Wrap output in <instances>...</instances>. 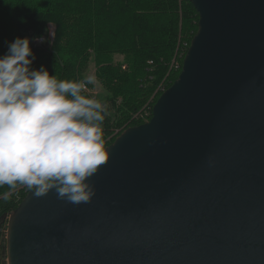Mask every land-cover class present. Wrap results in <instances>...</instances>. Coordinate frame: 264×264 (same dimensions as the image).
<instances>
[{
	"label": "water",
	"instance_id": "obj_1",
	"mask_svg": "<svg viewBox=\"0 0 264 264\" xmlns=\"http://www.w3.org/2000/svg\"><path fill=\"white\" fill-rule=\"evenodd\" d=\"M189 1L151 119L107 146L90 203L29 191L3 216L8 264H264V0Z\"/></svg>",
	"mask_w": 264,
	"mask_h": 264
},
{
	"label": "trees",
	"instance_id": "obj_2",
	"mask_svg": "<svg viewBox=\"0 0 264 264\" xmlns=\"http://www.w3.org/2000/svg\"><path fill=\"white\" fill-rule=\"evenodd\" d=\"M50 22L55 25L51 47H34V38ZM198 22L189 0H0V55L17 37H27L37 57L33 69L44 66L58 79L81 80L91 55L97 54L98 76L110 91L99 100L107 108L102 128L108 146L116 130L121 134L142 124L135 115L147 104L151 119L163 93L159 88L168 89L181 73ZM177 49L185 50L175 70L171 64ZM115 53L124 54V61H116ZM21 186H0V264H7L3 216L30 191Z\"/></svg>",
	"mask_w": 264,
	"mask_h": 264
},
{
	"label": "clouds",
	"instance_id": "obj_3",
	"mask_svg": "<svg viewBox=\"0 0 264 264\" xmlns=\"http://www.w3.org/2000/svg\"><path fill=\"white\" fill-rule=\"evenodd\" d=\"M30 43L17 37L0 55V186L19 184L38 198L55 190L69 203H90L96 189L88 181L109 161L107 108L82 94L95 77L58 79L44 66L33 69Z\"/></svg>",
	"mask_w": 264,
	"mask_h": 264
},
{
	"label": "rangeland",
	"instance_id": "obj_4",
	"mask_svg": "<svg viewBox=\"0 0 264 264\" xmlns=\"http://www.w3.org/2000/svg\"><path fill=\"white\" fill-rule=\"evenodd\" d=\"M47 29H50L51 35H49V32ZM49 42H44L42 45L36 46L33 42V46L36 48H47L51 47L54 37H55V25L53 23H48L46 27V31L43 33V35ZM34 41V40H33ZM116 61H124L125 55L121 53H115L113 54ZM98 61H97V54L93 53L86 65V68L84 70L85 78L88 76L95 77V83L87 85L86 93L92 98L97 99L98 101L105 98L106 96L110 95V91L106 88L102 78H99L98 76ZM149 107H151L150 104H148ZM107 147V146H106ZM18 189L21 190H28L27 187L21 186ZM8 264V263H7Z\"/></svg>",
	"mask_w": 264,
	"mask_h": 264
},
{
	"label": "built area",
	"instance_id": "obj_5",
	"mask_svg": "<svg viewBox=\"0 0 264 264\" xmlns=\"http://www.w3.org/2000/svg\"><path fill=\"white\" fill-rule=\"evenodd\" d=\"M40 37H44V36H40ZM33 42L36 46L42 45L44 43V42H37L35 39ZM184 50L183 49H177L175 57L172 60L171 69L172 68L175 70L180 69V61L179 60L184 56ZM150 63H152V62H150ZM159 89L161 91H165V88L163 86H161ZM150 110H151V107H149L147 104L140 112H138L135 115V118L139 119L142 123L148 122L150 120V117H149L150 116ZM114 135L118 137L120 135V130H116ZM7 220L8 219H6V223H7ZM5 232H6L5 234L7 235V225H6Z\"/></svg>",
	"mask_w": 264,
	"mask_h": 264
}]
</instances>
